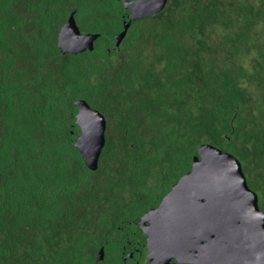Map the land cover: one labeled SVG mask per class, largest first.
<instances>
[{"label":"trees","instance_id":"trees-1","mask_svg":"<svg viewBox=\"0 0 264 264\" xmlns=\"http://www.w3.org/2000/svg\"><path fill=\"white\" fill-rule=\"evenodd\" d=\"M122 5L0 0V264H91L201 145L240 162L264 212V0H167L116 48ZM72 12L99 34L93 51L58 48ZM76 100L108 120L95 171L75 145Z\"/></svg>","mask_w":264,"mask_h":264},{"label":"water","instance_id":"water-1","mask_svg":"<svg viewBox=\"0 0 264 264\" xmlns=\"http://www.w3.org/2000/svg\"><path fill=\"white\" fill-rule=\"evenodd\" d=\"M167 0H132L116 47L133 21L163 11ZM99 34L80 31L72 12L61 27L57 46L63 54L92 51ZM76 146L85 166L95 171L105 146L107 122L84 100L74 101ZM149 248L191 264H264V212L247 184L240 162L211 145H201L183 175L157 208L140 222ZM151 250V251H152ZM101 254V253H100Z\"/></svg>","mask_w":264,"mask_h":264},{"label":"flooded vegetation","instance_id":"flooded-vegetation-1","mask_svg":"<svg viewBox=\"0 0 264 264\" xmlns=\"http://www.w3.org/2000/svg\"><path fill=\"white\" fill-rule=\"evenodd\" d=\"M123 10L126 9L123 7ZM121 17L122 23L127 21L128 13L122 14ZM113 45H116L115 38ZM111 49L114 50V46ZM163 198L164 196L160 202ZM160 202L137 220L129 219L117 225L103 244L96 248L91 264H191L167 253L161 254L158 249L149 248L147 235L139 222L145 213L157 208Z\"/></svg>","mask_w":264,"mask_h":264},{"label":"rangeland","instance_id":"rangeland-1","mask_svg":"<svg viewBox=\"0 0 264 264\" xmlns=\"http://www.w3.org/2000/svg\"><path fill=\"white\" fill-rule=\"evenodd\" d=\"M121 3H124L125 1H132V0H123V2L121 1V0H119ZM127 12H128V15H129V11L127 10ZM79 20V19H78ZM78 20H77V25H78V27H79V29L81 28V26L79 25V22H78ZM81 25L83 26V24L81 23ZM85 26H89V27H91V25H90V22H89V24H87V25H85ZM119 26L120 25H118L117 27L119 28ZM121 26H122V21H121ZM130 28V27H129ZM129 30V29H128ZM81 31V30H80ZM82 31H83V29H82ZM128 32V31H127ZM83 33H85V32H83ZM94 50V49H93ZM92 50V51H93ZM106 119V118H105ZM106 122L108 123V120L106 119Z\"/></svg>","mask_w":264,"mask_h":264}]
</instances>
